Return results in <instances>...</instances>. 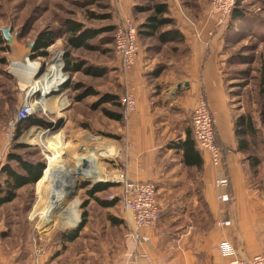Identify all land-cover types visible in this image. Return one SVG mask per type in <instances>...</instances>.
Masks as SVG:
<instances>
[{"label":"rangeland","instance_id":"obj_1","mask_svg":"<svg viewBox=\"0 0 264 264\" xmlns=\"http://www.w3.org/2000/svg\"><path fill=\"white\" fill-rule=\"evenodd\" d=\"M90 1L92 0H0V33L3 34V29L10 28L11 35L16 37L15 43L0 45V166L6 162L14 141L13 138L9 144L6 135L7 123L15 115L28 88L35 82L41 81L48 73L50 60L57 52H63L65 59V54L69 51L73 61L83 62V69L93 67L100 72L98 75H90L83 69L66 72L64 61L63 83H69L70 88L47 95L45 100L51 107L47 110V115H35L55 124L62 120L60 127L52 129L38 125L31 126L19 139V142L31 145V148L22 153L31 159H42L45 162V169L48 165L42 181L22 188L13 202L0 208L1 252L7 259L17 261L19 264L34 263L37 257L36 250L42 253L61 251L58 257L55 256L56 258L48 257L54 259L55 264H87L84 259L86 245L83 237L80 236L64 249L60 243L61 234L79 224L83 211H87L88 217L82 231L93 233L98 241L108 244L120 240L121 236L125 237L124 240L128 236L131 237L125 222L113 225L109 220L110 216L117 217L122 210L121 184L110 181L123 166L121 157L123 144L117 134L122 122L109 118L103 111V108L113 111L116 109L115 106L105 104L97 109L93 107V104H97L105 93H117L122 89L121 96H123L127 90L126 82L123 80L125 72L122 71L120 60L118 61L114 44L116 29L125 19L122 20L115 0H93L94 4ZM135 1L141 3L139 0ZM238 1L241 3L240 7L244 8L245 17L242 20L232 18L224 26L216 28L220 29L224 39L223 75L233 115L235 119L240 115H247L255 123V134L250 133L246 136L249 145L246 159L251 162L252 157L258 159L264 157V126L261 121L264 112V0ZM109 2L112 5L110 9L100 7L101 4L106 5ZM179 2L185 16L193 21L202 17L204 13L209 23L214 20L219 21L220 15L213 8L214 0H179ZM90 13L101 16L112 13V16L106 19H93L90 18ZM145 16V13L133 12L128 18L139 25ZM69 18L84 22L88 28L106 29L114 26L115 29L104 32L93 40L92 50L85 48L72 50L67 43L68 34L65 33L64 26ZM42 30H52L57 36L55 42L48 48V56L33 59L29 44ZM138 38L141 50L145 49L147 59L150 64H154L150 72L152 75L149 74L150 77L147 79L153 84L155 101L162 104L168 86L177 89L170 81L174 72L180 67L178 55L181 47L178 48L176 43L162 44L155 38L139 37V34ZM108 39L112 41L109 44L106 43ZM7 46L8 49L5 50ZM174 61L178 64L175 67L170 66ZM21 63L44 68V71L40 76L26 74L24 69L16 71L14 64ZM158 71L162 72L160 78H156L153 74ZM163 79H167L164 81L169 83L166 84ZM79 85L83 86L79 88ZM90 86L99 94L89 96L80 102L76 101L75 96ZM165 111L166 109L160 113L164 115ZM177 114L178 111L173 110L171 119L174 121L181 119ZM188 121L191 123L190 119ZM187 129L189 130V126ZM38 131H42L46 138H56L58 152L72 168L77 165L76 156L80 153L98 157L99 176L80 177L65 204L70 205L72 202L77 204L79 219L76 226L69 225L61 218L64 208H57V211L52 208L47 209L49 202L46 200L48 197L43 195V186L45 175L50 173L54 153L26 139L27 134L32 136ZM177 133L178 131L175 134ZM260 161L251 172L254 176L253 184L259 188L258 194L263 198L264 161ZM100 183H112L113 186L94 196L87 194L88 189ZM84 185L88 186L84 187ZM112 199H118V202L109 208L102 206L98 201ZM48 255L50 254L44 256Z\"/></svg>","mask_w":264,"mask_h":264},{"label":"crops","instance_id":"obj_2","mask_svg":"<svg viewBox=\"0 0 264 264\" xmlns=\"http://www.w3.org/2000/svg\"><path fill=\"white\" fill-rule=\"evenodd\" d=\"M115 2L122 20L131 17L137 4L135 0ZM168 4L169 16L183 38L176 43L181 47L180 67L170 81L177 89L168 86L163 103L155 101L153 84L147 79L154 64H150L143 48L135 64L123 75L127 89H132L136 97V110L126 115L117 131L123 144L122 169L132 180L156 183L161 217L154 229L147 230V244L138 247L129 236L107 244L98 241L93 233L82 231L87 264H224L230 258L214 249L222 241L232 243L244 258L264 252V197L253 184V166L246 159L249 149L241 150L238 146L235 117L223 75V36L216 28V20L209 23L206 13L193 21L185 16L179 0H168ZM176 64L174 61L170 66ZM161 76L162 72L156 78ZM201 95L207 98L225 154L228 201L217 198L215 181L220 172L208 153L195 143L203 163L199 167L188 166L183 150L175 147L186 138L188 126L191 131L188 120ZM165 109L162 115L160 112ZM173 110L178 111L181 119H171ZM258 160L260 164L264 157ZM117 215L124 218L123 211ZM140 251H146L148 256L139 257ZM55 252H41L40 264H55L54 259L48 258ZM0 264L19 263L7 259L0 249Z\"/></svg>","mask_w":264,"mask_h":264},{"label":"trees","instance_id":"obj_3","mask_svg":"<svg viewBox=\"0 0 264 264\" xmlns=\"http://www.w3.org/2000/svg\"><path fill=\"white\" fill-rule=\"evenodd\" d=\"M98 1V0H97ZM105 1V0H104ZM141 3H137L133 7V12L135 14L138 13H145V18L141 21L138 25V34L139 37H146V38H155L162 44L168 43H180L182 38L181 32L175 28V21L172 17L169 16V4L168 0H139ZM91 4H94L95 1H90ZM88 3V4H90ZM240 1L236 0L234 9L228 19L232 20H242L245 17L244 8L241 6ZM101 8H109L112 7L111 2L106 5H100ZM96 15L94 13H90V18L93 19H106L111 18V15ZM65 33L68 34L67 43L72 50H78L80 48H85L92 50L94 46L91 42L97 39L102 33L107 31H114L115 27H108L106 29H93L86 27V24L82 21L75 20V19H67L65 21ZM171 27V29L166 30L165 28ZM56 32L52 30H42L40 31L36 39L34 40V46L32 48V58L36 59L39 57H46L48 56V48L55 42L56 39ZM110 39L107 40L106 43H111ZM8 44L7 40L4 38L3 34L0 33V45ZM8 49V46L5 50ZM65 67L64 70L66 72H77L83 69V62L80 60L73 61L71 58V52L67 51L65 54ZM44 68L41 69L40 74L43 72ZM83 71L88 72L90 75H98L100 72L90 67L88 69H83ZM155 76H159L161 74L160 71L153 73ZM59 83V82H58ZM57 85V84H56ZM55 85V86H56ZM83 85H79L81 88ZM121 86V85H120ZM70 88L69 83H63L58 91L53 92V94L58 93L60 91H64ZM121 91L117 93H105L101 96L98 100V103L93 104L95 109L103 106L105 104H111L115 106V110H109L107 108H103L106 116L116 121L122 122L126 117L125 108L121 103ZM98 91L94 89L92 86L86 87L85 91L79 93L75 96V100L80 102L83 99L89 96H96L98 95ZM36 115V114H35ZM30 116L27 119L22 120L15 132L14 141L11 146L10 151L8 152L6 162L0 167V208L8 203L13 202L18 197V192L22 188L33 185L35 183H39L42 181L44 177V173L48 169V165L45 169V162L42 159H31L22 153L28 148H31V145H28L23 142H19V139L23 135V133L31 126H43L52 129H57L60 127L62 120H59L57 124L47 122L40 117L37 116ZM262 124L264 126V112L261 117ZM255 123L253 119L247 115H240L235 119V134L238 139V146L241 150H248L249 145L247 143L246 136L255 134ZM217 135V131H216ZM218 141V135H217ZM219 146L221 147L219 141ZM175 147L180 148L183 150V160L186 165L188 166H201L203 160L199 154V152L195 148V140L193 137L192 130L187 131L186 138L182 141H179L175 144ZM222 149V147H221ZM223 150V149H222ZM224 154V152H223ZM251 166L256 167L259 165L258 158H250ZM225 166V154L223 159V167ZM45 169V171H44ZM226 171V170H225ZM44 172V173H43ZM43 175V176H42ZM39 180V181H38ZM228 181V176H227ZM88 185H84L87 187ZM112 183H100L98 185H94L90 189L87 190V194L94 196L99 192H103L108 190ZM99 203L106 207H113L117 204L118 199H112L110 201H103L98 200ZM86 206V205H85ZM122 211V210H121ZM87 211H83L81 215V221L79 224L68 231H65L61 234L60 243L64 248H67V245L70 243H74L82 233V230L87 224ZM110 222L113 225L124 224V219H121L120 216L117 217L110 216ZM61 251H56L55 256H59ZM56 258V257H55Z\"/></svg>","mask_w":264,"mask_h":264},{"label":"built area","instance_id":"obj_4","mask_svg":"<svg viewBox=\"0 0 264 264\" xmlns=\"http://www.w3.org/2000/svg\"><path fill=\"white\" fill-rule=\"evenodd\" d=\"M235 3L236 0H214L213 8L220 15L217 26H224L228 22ZM114 42L115 53L119 57L122 71L127 72L135 64L141 51L137 23L129 18L120 23L115 32ZM59 53L60 74L64 75L62 71L64 64L63 52ZM36 68L33 75L37 74L40 76L42 68ZM62 84L63 82L51 87L48 92H44L40 88H34L32 85L30 86L31 88H28L15 115L7 123L6 135L9 144L13 140L17 127L22 120L35 114L47 115L43 101L47 95L58 91V87ZM136 102L133 90L127 89L124 95L121 96V103L125 108L126 115L136 110ZM190 120L196 146L208 153L212 164L220 172L215 181V186L219 190L217 198L220 201H228L230 195L227 190V176L223 170L224 154L217 141L213 113L204 95L199 97L196 107L191 112ZM110 181H116L121 184L122 191L120 196L124 214L123 219L129 229V235L137 247L146 245L149 239L147 230L154 229L157 226L162 213L158 202L156 183L154 181L132 180L128 178L124 169L118 170ZM214 249L219 251L223 257L230 258L224 264H264V252L255 254L250 258H244L239 255L237 248L228 241L220 242ZM40 253V250H36L37 257L32 264H40L38 257ZM138 254L139 257L148 256L146 251H140Z\"/></svg>","mask_w":264,"mask_h":264},{"label":"bare ground","instance_id":"obj_5","mask_svg":"<svg viewBox=\"0 0 264 264\" xmlns=\"http://www.w3.org/2000/svg\"><path fill=\"white\" fill-rule=\"evenodd\" d=\"M57 55L58 57H56ZM58 59H60L59 52H57L50 60L48 73L41 81L35 82L32 87L40 88L44 92H48L51 87L63 82L64 77L60 74L61 65L58 63ZM26 64L27 63H21L18 65L14 64V69L16 71H23L24 69V71H26V74H33L37 66L31 67V64ZM43 104L46 106V110H49L51 108L48 101L46 102V100H44ZM57 105L59 107L58 103ZM29 135L30 134L26 135V139H29L30 142L40 144L45 149L50 150L54 153V160L52 161L50 166V173L46 174L44 178L43 195L45 197H48V199L46 198V200H48L49 202L47 209L52 208L54 211H57V208H64L61 218L69 225L76 226L79 219V213L76 210L77 204H75L74 202H72V204L70 205L65 204L67 198H69L68 196L71 194L73 188L77 185L80 177H89L93 174L99 176L100 173L98 172L99 169L97 155H90L88 153L78 154L76 156L77 165L75 166V168H72L63 160L61 153L58 152L56 146L57 140H55L56 138H46L42 131H38L32 136Z\"/></svg>","mask_w":264,"mask_h":264},{"label":"water","instance_id":"obj_6","mask_svg":"<svg viewBox=\"0 0 264 264\" xmlns=\"http://www.w3.org/2000/svg\"><path fill=\"white\" fill-rule=\"evenodd\" d=\"M3 36L4 38L7 40L8 44L9 43H15V40H16V37L15 35H11L10 33V28H6V29H3ZM34 46V41H32L30 44H29V49L31 50ZM44 173V172H43ZM93 178L96 177V174H93L92 175ZM89 180V179H88ZM97 182V181H95Z\"/></svg>","mask_w":264,"mask_h":264}]
</instances>
